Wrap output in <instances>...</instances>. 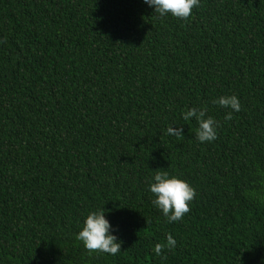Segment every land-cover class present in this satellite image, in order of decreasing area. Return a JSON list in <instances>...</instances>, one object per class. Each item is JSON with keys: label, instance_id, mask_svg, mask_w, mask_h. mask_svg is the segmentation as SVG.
Segmentation results:
<instances>
[{"label": "trees", "instance_id": "1", "mask_svg": "<svg viewBox=\"0 0 264 264\" xmlns=\"http://www.w3.org/2000/svg\"><path fill=\"white\" fill-rule=\"evenodd\" d=\"M222 95L240 101L230 120ZM201 106L210 143L182 119ZM157 170L195 190L177 222L152 203ZM101 208L116 255L76 239ZM0 264H264V0H200L186 20L143 0H0Z\"/></svg>", "mask_w": 264, "mask_h": 264}, {"label": "clouds", "instance_id": "2", "mask_svg": "<svg viewBox=\"0 0 264 264\" xmlns=\"http://www.w3.org/2000/svg\"><path fill=\"white\" fill-rule=\"evenodd\" d=\"M200 0H143V3L154 10L159 17L171 15L179 19H188L192 10L199 5ZM220 108L230 109L225 119L230 120L233 112L241 109L239 98L235 95H222L212 101ZM207 107H192L182 112L185 121L195 120L198 127L195 129V137L200 143L213 142L217 139L218 124L212 116L207 115ZM183 127L170 125L165 133L177 138L183 137ZM156 174L148 184V191L154 197L153 205L162 213L168 223L181 220L190 210L189 205L195 197V190L191 185L177 176L170 175L166 170L154 171ZM106 218L105 208L89 212L83 222L76 239L82 242L86 250L116 255L120 252L121 243ZM177 246V241L171 233L166 235L165 243H156L152 252L160 256L165 248L172 250Z\"/></svg>", "mask_w": 264, "mask_h": 264}]
</instances>
